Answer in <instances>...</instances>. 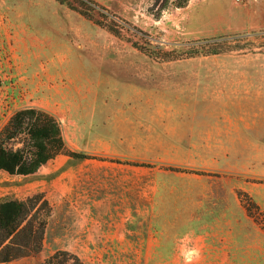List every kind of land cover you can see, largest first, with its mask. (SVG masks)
<instances>
[{"label": "rangeland", "instance_id": "374dc122", "mask_svg": "<svg viewBox=\"0 0 264 264\" xmlns=\"http://www.w3.org/2000/svg\"><path fill=\"white\" fill-rule=\"evenodd\" d=\"M171 1L0 0V130L36 108L89 157L0 172V200L37 197L45 221L40 251L0 264H176L205 246L196 264H264V27L238 21L264 0Z\"/></svg>", "mask_w": 264, "mask_h": 264}, {"label": "trees", "instance_id": "16d2710c", "mask_svg": "<svg viewBox=\"0 0 264 264\" xmlns=\"http://www.w3.org/2000/svg\"><path fill=\"white\" fill-rule=\"evenodd\" d=\"M188 0H172L174 7H183ZM223 50L211 47L190 52L194 56L202 53L219 54ZM23 135L22 147L13 148L9 142ZM72 159L89 158L84 153L66 151L57 121L48 113L36 108L16 111L0 130V170L10 175H28L59 153ZM39 200L6 198L0 200V263L28 256L41 250L45 221H36L35 205ZM68 259L73 264H82L77 255L67 251H56L45 264H64Z\"/></svg>", "mask_w": 264, "mask_h": 264}, {"label": "crops", "instance_id": "0c3cea01", "mask_svg": "<svg viewBox=\"0 0 264 264\" xmlns=\"http://www.w3.org/2000/svg\"><path fill=\"white\" fill-rule=\"evenodd\" d=\"M252 7L253 10L247 8L245 14L238 17V21L240 22L241 25L244 24V26L246 27H251V28L264 27V6L255 7L254 5H252ZM254 8H258V9H254ZM255 10H256L255 13L260 14L261 18H258L259 20L253 21L250 20L249 17ZM0 172H4V171L0 170ZM183 252L185 254V258H179V259H176L177 257L174 258L176 264H196L195 261H199V257H205L206 255H208L209 250H208V246H205L204 249L196 247L193 249H188L187 251H183Z\"/></svg>", "mask_w": 264, "mask_h": 264}, {"label": "built area", "instance_id": "2783aa9c", "mask_svg": "<svg viewBox=\"0 0 264 264\" xmlns=\"http://www.w3.org/2000/svg\"><path fill=\"white\" fill-rule=\"evenodd\" d=\"M235 1H238V2H240V1H242V0H235Z\"/></svg>", "mask_w": 264, "mask_h": 264}]
</instances>
